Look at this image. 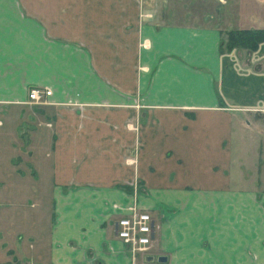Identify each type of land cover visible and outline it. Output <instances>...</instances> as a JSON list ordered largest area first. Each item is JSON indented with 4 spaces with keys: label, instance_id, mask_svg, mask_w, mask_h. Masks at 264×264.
I'll list each match as a JSON object with an SVG mask.
<instances>
[{
    "label": "crops",
    "instance_id": "crops-1",
    "mask_svg": "<svg viewBox=\"0 0 264 264\" xmlns=\"http://www.w3.org/2000/svg\"><path fill=\"white\" fill-rule=\"evenodd\" d=\"M154 1L0 0L21 196L0 264H264V43L223 52L218 24ZM241 28H264V10ZM32 87L52 94L32 102ZM133 207L153 220L146 252L117 234Z\"/></svg>",
    "mask_w": 264,
    "mask_h": 264
},
{
    "label": "rangeland",
    "instance_id": "rangeland-1",
    "mask_svg": "<svg viewBox=\"0 0 264 264\" xmlns=\"http://www.w3.org/2000/svg\"><path fill=\"white\" fill-rule=\"evenodd\" d=\"M156 1V3H155ZM153 6L166 7L177 12V16L180 19H185L190 23L199 25H214L218 24L221 28L222 40L225 42L227 38V31L231 30L235 25L236 19L245 18L250 14H257L264 10L261 0H155ZM226 49V48H224ZM0 114V119H3L5 124L0 127V179L1 173H10L5 176L6 184L0 187V231L10 236V248L16 247V236L18 233V226L16 223V210L17 202L21 199V196L15 189L14 171L16 165L12 161V158L16 156V139H17V123L15 119L7 118ZM26 192H24L25 194ZM26 195V194H25ZM33 193L25 196L26 198L33 199ZM24 197V198H25ZM23 198V196H22ZM31 199V200H32ZM45 205L47 210L51 209L50 198L45 199ZM50 216H48L49 219ZM48 227L43 223L40 227L42 237L46 235ZM39 250L36 253L35 260L37 262H44V252L49 250L50 241L40 240ZM35 251L38 249L36 245ZM45 247L44 250L42 249ZM4 251V252H3ZM1 251L0 240V261H3L7 257V250ZM34 251V252H35ZM15 256L11 258L14 259Z\"/></svg>",
    "mask_w": 264,
    "mask_h": 264
},
{
    "label": "built area",
    "instance_id": "built-area-1",
    "mask_svg": "<svg viewBox=\"0 0 264 264\" xmlns=\"http://www.w3.org/2000/svg\"><path fill=\"white\" fill-rule=\"evenodd\" d=\"M52 90L47 87H32L29 90V99L32 102L42 103L51 96ZM2 121L0 120V126ZM153 220L151 214L138 207H133L131 213L120 218L117 222L118 237L128 244L133 252L149 250L153 236Z\"/></svg>",
    "mask_w": 264,
    "mask_h": 264
},
{
    "label": "trees",
    "instance_id": "trees-1",
    "mask_svg": "<svg viewBox=\"0 0 264 264\" xmlns=\"http://www.w3.org/2000/svg\"><path fill=\"white\" fill-rule=\"evenodd\" d=\"M262 43H264V28L231 29L227 31L225 42L221 43V50L224 52L244 48L257 51Z\"/></svg>",
    "mask_w": 264,
    "mask_h": 264
},
{
    "label": "water",
    "instance_id": "water-1",
    "mask_svg": "<svg viewBox=\"0 0 264 264\" xmlns=\"http://www.w3.org/2000/svg\"><path fill=\"white\" fill-rule=\"evenodd\" d=\"M153 259H154L153 256H148V258H147L148 261H152ZM158 260L160 262H167L168 258H167V256H160L158 258Z\"/></svg>",
    "mask_w": 264,
    "mask_h": 264
}]
</instances>
